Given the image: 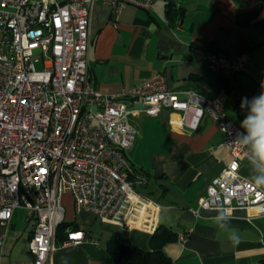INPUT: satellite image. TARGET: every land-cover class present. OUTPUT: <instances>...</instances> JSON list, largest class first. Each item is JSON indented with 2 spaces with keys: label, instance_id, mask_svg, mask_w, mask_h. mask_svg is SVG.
<instances>
[{
  "label": "built area",
  "instance_id": "1",
  "mask_svg": "<svg viewBox=\"0 0 264 264\" xmlns=\"http://www.w3.org/2000/svg\"><path fill=\"white\" fill-rule=\"evenodd\" d=\"M97 2L117 14L127 6L148 10L155 0H0V222L8 228L17 209L27 213L33 223L32 264H52L65 193L76 212H90L127 231H157L161 206L141 193L148 178L126 160L136 130L129 122L134 111L124 99L138 101L136 112L148 116L170 111L168 125L179 132L198 131L203 116H209L218 124L230 161L207 186L199 207L224 215L238 209L264 215V190L239 173L242 161L251 157L234 143L243 129L219 103L193 90L172 92L162 75L121 94L95 89L89 26ZM194 51L212 73L225 77L244 71L250 59ZM65 232L62 246L88 240L82 230ZM186 237L180 233L177 240Z\"/></svg>",
  "mask_w": 264,
  "mask_h": 264
},
{
  "label": "crops",
  "instance_id": "2",
  "mask_svg": "<svg viewBox=\"0 0 264 264\" xmlns=\"http://www.w3.org/2000/svg\"><path fill=\"white\" fill-rule=\"evenodd\" d=\"M89 34L90 74L102 94H121L162 75L168 90H193L214 100L240 126L248 111L241 108L242 98L251 100L264 92V0H155L148 10L127 6L117 14L97 2ZM196 49L227 58L248 54L250 59L244 71L225 77L212 73ZM123 103L134 111L129 122L136 130L134 144L126 152L127 163L147 176L141 193L161 206L157 231H169L172 240L152 243V235L146 232L127 231L90 212H76L71 195L65 193L61 195L63 224L84 231L88 240L62 246L66 232L60 230L52 264H116L106 252L113 239L142 250L161 247L173 264L264 260V215L244 209L224 215L198 205L207 186L230 161L218 124L203 116L198 131L179 132L168 125L170 111L148 116L136 112L141 109L138 101L124 99ZM239 173L256 184L248 159L242 161ZM258 187L264 190V185ZM22 211L17 216L14 212L8 228L0 222L2 264H32L33 223ZM180 233L187 236L183 243L177 240Z\"/></svg>",
  "mask_w": 264,
  "mask_h": 264
},
{
  "label": "clouds",
  "instance_id": "3",
  "mask_svg": "<svg viewBox=\"0 0 264 264\" xmlns=\"http://www.w3.org/2000/svg\"><path fill=\"white\" fill-rule=\"evenodd\" d=\"M241 108L248 110L240 125L246 134L234 143L242 144L249 150L251 157L247 159L255 173L253 179L258 186L264 185V92L251 100L242 98ZM232 239L238 241L235 236Z\"/></svg>",
  "mask_w": 264,
  "mask_h": 264
},
{
  "label": "trees",
  "instance_id": "4",
  "mask_svg": "<svg viewBox=\"0 0 264 264\" xmlns=\"http://www.w3.org/2000/svg\"><path fill=\"white\" fill-rule=\"evenodd\" d=\"M167 15H171V10L167 11ZM68 227V225L62 224L58 229V233L60 230H66ZM172 237L169 231L163 230L156 231L151 239L152 243L156 242L159 245H163L172 240ZM106 252L116 264H173L161 247H153L151 250H142L131 245L128 241L120 239L110 240L106 246ZM259 264H264V260H261Z\"/></svg>",
  "mask_w": 264,
  "mask_h": 264
},
{
  "label": "rangeland",
  "instance_id": "5",
  "mask_svg": "<svg viewBox=\"0 0 264 264\" xmlns=\"http://www.w3.org/2000/svg\"><path fill=\"white\" fill-rule=\"evenodd\" d=\"M35 67H36L37 70H41L42 69V66H41L40 62H36L35 63ZM21 213H23V211L20 210V209H17L16 216L17 215H21Z\"/></svg>",
  "mask_w": 264,
  "mask_h": 264
}]
</instances>
